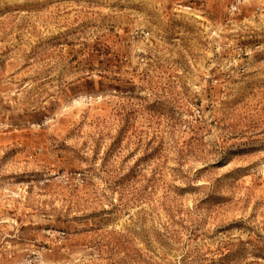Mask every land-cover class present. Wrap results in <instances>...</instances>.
<instances>
[{
	"label": "rangeland",
	"instance_id": "obj_1",
	"mask_svg": "<svg viewBox=\"0 0 264 264\" xmlns=\"http://www.w3.org/2000/svg\"><path fill=\"white\" fill-rule=\"evenodd\" d=\"M0 264H264V0H0Z\"/></svg>",
	"mask_w": 264,
	"mask_h": 264
}]
</instances>
